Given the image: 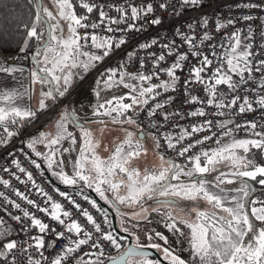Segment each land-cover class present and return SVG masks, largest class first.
Returning <instances> with one entry per match:
<instances>
[{
  "label": "snow or ice",
  "instance_id": "6c2138e0",
  "mask_svg": "<svg viewBox=\"0 0 264 264\" xmlns=\"http://www.w3.org/2000/svg\"><path fill=\"white\" fill-rule=\"evenodd\" d=\"M211 2L30 0L18 52L0 56V146L45 116L25 155L71 191L12 160L45 199L0 192V264H264V16L244 11L264 0L239 16ZM187 12L179 43L141 39ZM92 73L91 99L66 103ZM178 88L189 110L169 111Z\"/></svg>",
  "mask_w": 264,
  "mask_h": 264
},
{
  "label": "built area",
  "instance_id": "2783aa9c",
  "mask_svg": "<svg viewBox=\"0 0 264 264\" xmlns=\"http://www.w3.org/2000/svg\"><path fill=\"white\" fill-rule=\"evenodd\" d=\"M207 2V0H206ZM237 2H243V0H212L211 4L206 6L203 9L204 13H217L221 16H239L240 10L235 7V3ZM250 2L253 3H261V0H250ZM246 13H250L254 16H264V9L256 8L252 10H244ZM197 16L196 12H187L185 16L181 17L179 20L172 19L171 17L165 21L163 26L158 27H152L149 29L145 34L144 37L141 39H150L153 36H155L157 33H160L162 36H166L169 39H176L179 43V38L174 37L173 33L175 28L183 23L185 26L187 23L192 22L193 18ZM259 23V21H257ZM255 27V25H254ZM155 50V49H154ZM17 52H8L5 51L3 48L0 47V56L3 57H11L15 56ZM144 52H141V55H144ZM207 54V53H206ZM123 58V51L117 52L113 57H111L107 62L106 65H114L117 63L120 59ZM14 62V61H11ZM193 62L194 59H193ZM184 75H187V72L185 71L183 73ZM96 73H92L83 84H85L86 81L90 80L91 78L94 79ZM163 78V77H162ZM73 95V94H72ZM71 95V96H72ZM174 95L177 97L175 104L169 107V111H172L174 109H180V110H189L188 106L181 104V99L179 98L181 96V91L178 90ZM70 96V97H71ZM68 97L66 102H70ZM249 118H252L251 115ZM142 119H144L145 124V130H147V123L148 118L146 114L142 116ZM192 118H189L188 120L181 121L180 123L184 126H187ZM46 122L45 116H40L39 120L33 127L26 129L24 132H22L19 136L12 138L10 143L6 146H0V179H6L9 181V187H5L4 185L0 184V192H4L5 195H7L9 198L16 200L17 203H20L22 207H28L31 208V206L27 205L26 201L21 200L19 197L15 196L14 191L19 190L23 192L25 195H27L30 199L36 200L38 203H40L43 206L44 203V197H41L39 193L35 191V189L32 187L31 182L27 181L26 176L24 174L20 173L18 169L12 164L13 159H18L21 163L22 167H25L27 171L32 172L33 178L36 180V183L40 185V187L44 188L45 191L49 192V194L56 195L53 192V188H60L61 190H69L70 188H64L59 184V181L56 180L54 177H52L47 169L46 164L43 162L41 158H37L34 155L32 158L37 159V162L41 164L40 169L34 168L33 165H31L28 157L25 155V153H28L31 155V152L26 148L24 144V139L31 133L37 131L40 129ZM243 133H241L242 135ZM11 153V155H9ZM7 168L8 171L5 172L4 169ZM20 177V179H16V177ZM21 181H24V183H21ZM58 199L59 198L57 197ZM79 200V198H77ZM0 203H3L2 199H0ZM83 203V202H82ZM84 206L87 207L88 205L84 203ZM11 211L14 214H20L18 210L11 209ZM32 211H35V209H32ZM0 215H4L2 212H0ZM7 219V217L5 216ZM9 223H13V221L9 220ZM19 238L23 239L24 235L23 233L19 234ZM60 243H63V241H60Z\"/></svg>",
  "mask_w": 264,
  "mask_h": 264
},
{
  "label": "trees",
  "instance_id": "16d2710c",
  "mask_svg": "<svg viewBox=\"0 0 264 264\" xmlns=\"http://www.w3.org/2000/svg\"><path fill=\"white\" fill-rule=\"evenodd\" d=\"M34 10L30 0H0V47L18 52L17 44L24 32V22Z\"/></svg>",
  "mask_w": 264,
  "mask_h": 264
},
{
  "label": "rangeland",
  "instance_id": "374dc122",
  "mask_svg": "<svg viewBox=\"0 0 264 264\" xmlns=\"http://www.w3.org/2000/svg\"><path fill=\"white\" fill-rule=\"evenodd\" d=\"M16 62V61H15ZM14 63V62H13ZM92 81H93V79L91 78L90 80H88V81H86L85 82V84H82L81 85V87L79 88V89H77V91L76 92H74L73 93V95H72V103H74L75 102V106H77V107H79V105L80 104H85V103H87V100L88 99H91V97H88V95H87V89H88V87L92 84ZM25 83H27V81H25ZM121 91H123V90H121ZM112 93L110 92V93H108V95L110 96ZM66 103H68V102H66ZM43 127H44V125L40 128V129H38V130H41V129H43ZM37 130V131H38ZM37 131H35V132H33V133H31L32 135H34V134H36V132ZM113 135H115V133H113ZM29 136V135H28ZM28 136L24 139V144L27 146V144H26V141H27V139H28ZM109 140H111V136L110 137H108L106 140H105V143H108L109 142ZM65 147H67L68 145L67 144H65L64 145ZM38 147V150H41V151H44L45 149L43 148V146H37ZM29 151L31 152V150L29 149ZM74 153H73V157H74ZM102 155H107V153H103L102 152ZM67 154L65 155V160H67ZM67 170V169H66ZM49 171V170H48ZM49 173H50V175H51V172L49 171ZM52 176V175H51ZM53 177V176H52ZM55 178V177H54ZM59 184L62 186V187H64V188H68V186H65V185H63V184H61L60 182H59ZM86 193H89L91 196H93V197H95V198H98V197H96V194L95 193H92L90 190H86ZM143 242V241H142Z\"/></svg>",
  "mask_w": 264,
  "mask_h": 264
},
{
  "label": "water",
  "instance_id": "95a60500",
  "mask_svg": "<svg viewBox=\"0 0 264 264\" xmlns=\"http://www.w3.org/2000/svg\"><path fill=\"white\" fill-rule=\"evenodd\" d=\"M112 221H113V225H115L116 224V221H115V216L113 214H112ZM149 251H151L154 256L156 255L155 250H149Z\"/></svg>",
  "mask_w": 264,
  "mask_h": 264
},
{
  "label": "flooded vegetation",
  "instance_id": "af4514ba",
  "mask_svg": "<svg viewBox=\"0 0 264 264\" xmlns=\"http://www.w3.org/2000/svg\"><path fill=\"white\" fill-rule=\"evenodd\" d=\"M96 199H98V198H96ZM102 206H106V205H103V202L102 201H98ZM113 215L115 216V214L113 213ZM115 221H116V223H117V218H116V216H115Z\"/></svg>",
  "mask_w": 264,
  "mask_h": 264
},
{
  "label": "crops",
  "instance_id": "0c3cea01",
  "mask_svg": "<svg viewBox=\"0 0 264 264\" xmlns=\"http://www.w3.org/2000/svg\"><path fill=\"white\" fill-rule=\"evenodd\" d=\"M15 62V61H14ZM73 99H72V96L70 97V99H69V103H72L71 101H72ZM26 146V145H25ZM26 148H27V146H26ZM28 149V148H27ZM29 150V149H28ZM87 194H89V193H87ZM90 195V194H89ZM93 197V196H92ZM94 198V197H93Z\"/></svg>",
  "mask_w": 264,
  "mask_h": 264
}]
</instances>
